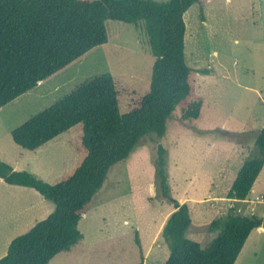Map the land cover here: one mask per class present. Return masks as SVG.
Masks as SVG:
<instances>
[{
  "label": "rangeland",
  "instance_id": "374dc122",
  "mask_svg": "<svg viewBox=\"0 0 264 264\" xmlns=\"http://www.w3.org/2000/svg\"><path fill=\"white\" fill-rule=\"evenodd\" d=\"M184 19L186 62L207 70L196 72L193 81L196 94L205 98L201 118L184 120L177 108L164 136L142 137L131 157L111 168L86 208L79 223L84 238L49 264L165 263L170 249L162 230L175 208L159 191L160 144L167 150L165 173L172 196L192 207L189 238L207 247L220 233L208 226L230 208L264 217V167L246 199L228 197L264 124V0H199ZM107 28L109 42L0 108V158L16 170L57 183L79 165L85 156L82 123L37 150L17 145L11 132L85 81L110 73L133 90L149 88L155 57L144 22L110 20ZM127 109L121 102L120 110ZM54 208L37 190L0 180V257L15 237ZM235 264H264V226L252 231Z\"/></svg>",
  "mask_w": 264,
  "mask_h": 264
},
{
  "label": "trees",
  "instance_id": "16d2710c",
  "mask_svg": "<svg viewBox=\"0 0 264 264\" xmlns=\"http://www.w3.org/2000/svg\"><path fill=\"white\" fill-rule=\"evenodd\" d=\"M199 0H0V108L66 68L95 46L110 40L107 22H144L154 55L147 90L122 85L110 73L95 76L11 132L15 143L36 150L56 136L83 124L85 152L73 172L49 183L0 159V177L12 185L34 188L55 204L54 210L15 237L0 264H49L84 238L80 220L102 188L111 168L127 161L145 135L159 137L180 108L184 120L200 119L205 98L196 94L195 69L186 62L185 12ZM188 41V39H187ZM121 102L128 106L120 110ZM239 133H235L238 135ZM159 191L174 205L162 233L170 254L165 264H235L251 232L264 217L230 208L209 231L220 233L207 246L188 237L193 211L172 196L165 173L166 148L157 150ZM264 167V124L254 150L234 178L228 197L246 199ZM135 241L142 250L141 241Z\"/></svg>",
  "mask_w": 264,
  "mask_h": 264
},
{
  "label": "crops",
  "instance_id": "0c3cea01",
  "mask_svg": "<svg viewBox=\"0 0 264 264\" xmlns=\"http://www.w3.org/2000/svg\"><path fill=\"white\" fill-rule=\"evenodd\" d=\"M16 144H17V143H16ZM17 145H18V144H17ZM19 146H20V145H19ZM20 147H21V146H20ZM22 148H23V147H22ZM36 150H37V149H36ZM0 157H1V156H0ZM0 159H2V158H0ZM2 160H3V159H2ZM4 161H5V160H4ZM7 162H8V161H7ZM9 163H10V162H9ZM10 164H11V163H10ZM11 165H12V164H11ZM12 166L14 167V169H16V167H17V166H15V165H12ZM262 169H263V168H262ZM26 171H27V170H26ZM29 172H30V171H29ZM261 172H262V170H261ZM261 172H260V173H261ZM33 174H34V173H33ZM259 175H260V174H259ZM2 179H3V178L0 177V180H2ZM3 180H4V179H3ZM256 180H257V179H256ZM4 181H5V180H4ZM255 182H256V181H255ZM254 184H255V183H254ZM11 185H12V184H11ZM19 186H20V185H19ZM25 187H27V186H25ZM253 187H254V186H253ZM33 189H34V188H33ZM252 190H253V188H252ZM256 197H257V196H256ZM185 202H186V201H185ZM188 202H189V201H188ZM189 203H190V202H189ZM191 208H192V207H191ZM46 212H47V211H46ZM172 212H173V211H172ZM172 212H171V213H172ZM171 213H170V214H171ZM193 215H194V214H193ZM168 217H169V216H168ZM193 222H194V218H193ZM35 223H36V220H35ZM35 223H34V224H35ZM165 223H166V222H165ZM34 224H33V225H34ZM262 227H263V226H260V227L255 228V229L260 230V228H262ZM251 233H252V232H251ZM248 238H249V237H248ZM151 247H153V246H151ZM148 252H150V248L147 249L146 253H148ZM0 258H1V257H0ZM166 259H167V258H166ZM166 259H165V260H166ZM165 262H166V261H165ZM164 264H165V263H164Z\"/></svg>",
  "mask_w": 264,
  "mask_h": 264
}]
</instances>
